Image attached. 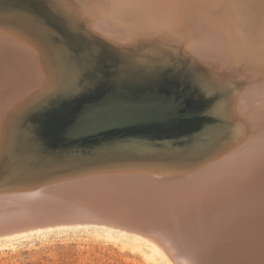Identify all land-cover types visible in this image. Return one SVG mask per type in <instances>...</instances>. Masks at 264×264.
Returning <instances> with one entry per match:
<instances>
[{"label": "bare ground", "instance_id": "6f19581e", "mask_svg": "<svg viewBox=\"0 0 264 264\" xmlns=\"http://www.w3.org/2000/svg\"><path fill=\"white\" fill-rule=\"evenodd\" d=\"M27 1L0 3V171L54 174L0 185V247L84 229L150 264H264V0ZM181 59L190 107L212 101L197 133L38 145L102 78L160 81Z\"/></svg>", "mask_w": 264, "mask_h": 264}, {"label": "water", "instance_id": "95a60500", "mask_svg": "<svg viewBox=\"0 0 264 264\" xmlns=\"http://www.w3.org/2000/svg\"><path fill=\"white\" fill-rule=\"evenodd\" d=\"M0 3L11 9L17 7V3L29 4V1L2 0ZM186 72L187 63L181 59L177 75L160 81L134 84L115 77L102 78L95 91L69 98V102L62 106L58 122L36 134L37 143L44 151L61 147L75 150L117 144L133 138H171L179 134L189 135L191 131L197 133L209 119L205 112L212 101L199 108L190 107V91L185 87L192 77ZM78 127H82V134L75 133ZM27 166V169L24 167L26 170H16L3 165L0 185L20 183L30 175L39 178L36 182L44 181L54 174H42L41 163L36 161L28 162ZM37 171L39 174L36 175Z\"/></svg>", "mask_w": 264, "mask_h": 264}, {"label": "rangeland", "instance_id": "374dc122", "mask_svg": "<svg viewBox=\"0 0 264 264\" xmlns=\"http://www.w3.org/2000/svg\"><path fill=\"white\" fill-rule=\"evenodd\" d=\"M16 76L11 78L15 81ZM14 241L12 247H0V264H150L93 230L51 232Z\"/></svg>", "mask_w": 264, "mask_h": 264}, {"label": "snow or ice", "instance_id": "6c2138e0", "mask_svg": "<svg viewBox=\"0 0 264 264\" xmlns=\"http://www.w3.org/2000/svg\"><path fill=\"white\" fill-rule=\"evenodd\" d=\"M74 131H75V133H76L77 135H79V134H82L83 129H82V127H78V128H76ZM211 135H212L211 133H207V134H206V136H209V137H210ZM195 143H196V144H199L200 141H196Z\"/></svg>", "mask_w": 264, "mask_h": 264}]
</instances>
